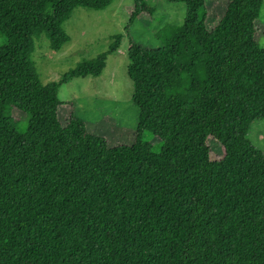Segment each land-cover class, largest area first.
<instances>
[{
    "label": "trees",
    "instance_id": "obj_1",
    "mask_svg": "<svg viewBox=\"0 0 264 264\" xmlns=\"http://www.w3.org/2000/svg\"><path fill=\"white\" fill-rule=\"evenodd\" d=\"M112 1L0 0V264H264V154L247 138L264 118L263 0H227L210 29L205 0H165L183 23L126 50L135 136L109 146L60 119L58 90L98 77L121 35L45 84L32 54L41 36L69 41L73 9ZM133 3L129 24L154 11Z\"/></svg>",
    "mask_w": 264,
    "mask_h": 264
},
{
    "label": "rangeland",
    "instance_id": "obj_2",
    "mask_svg": "<svg viewBox=\"0 0 264 264\" xmlns=\"http://www.w3.org/2000/svg\"><path fill=\"white\" fill-rule=\"evenodd\" d=\"M153 13H141L129 24L133 0H113L104 9L84 7L73 9L62 28L69 41L59 50H52L48 40L41 36L35 41L32 59L43 84L58 81L59 78L83 60H89L107 50L114 38L121 35L119 48L107 56L106 65L98 77L74 78L62 84L58 98L64 103L59 107L62 121L69 114L81 118L88 131L107 139L109 146L130 144L134 141L138 109L133 104L132 84L126 69V50L131 43L158 47L160 42L155 32L164 23L181 25L185 5L168 3L165 0H146ZM227 0H205L207 8L206 26L210 29L223 14ZM256 40L264 48V0L255 21ZM0 42L3 40L0 38ZM15 119L22 121L24 114L13 109ZM150 141L152 138L146 136ZM247 138L264 154V118L255 121ZM156 142V139L152 140ZM210 158L219 159L222 147L212 138L208 139Z\"/></svg>",
    "mask_w": 264,
    "mask_h": 264
}]
</instances>
